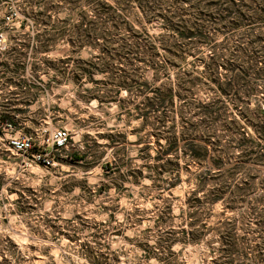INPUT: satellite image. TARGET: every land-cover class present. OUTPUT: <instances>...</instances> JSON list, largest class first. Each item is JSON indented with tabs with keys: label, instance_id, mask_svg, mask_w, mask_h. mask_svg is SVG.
I'll use <instances>...</instances> for the list:
<instances>
[{
	"label": "rangeland",
	"instance_id": "374dc122",
	"mask_svg": "<svg viewBox=\"0 0 264 264\" xmlns=\"http://www.w3.org/2000/svg\"><path fill=\"white\" fill-rule=\"evenodd\" d=\"M91 1L0 0V32L24 67L11 75L0 53V120L71 135L52 165L27 167L0 129V264H264V165L213 166L264 147V41L230 24L179 39L177 21H200L188 0ZM208 102L217 118L201 122ZM255 171L245 199L231 192Z\"/></svg>",
	"mask_w": 264,
	"mask_h": 264
},
{
	"label": "trees",
	"instance_id": "16d2710c",
	"mask_svg": "<svg viewBox=\"0 0 264 264\" xmlns=\"http://www.w3.org/2000/svg\"><path fill=\"white\" fill-rule=\"evenodd\" d=\"M69 1L71 4L74 5L80 0H69ZM86 1H89V0H86ZM188 1H190V4L188 7H185V9L189 13L194 14V18L196 19V21H198L199 19L200 21L197 26L189 25L187 28L183 27L184 24L179 25L180 23H182L183 19L180 21H177L175 25V29L176 30L179 29L178 36H177L179 39L181 40H186V39L192 40L193 38L197 39L200 33L202 32V30L205 29L207 25L218 26L219 24H221L225 26L226 24H230L231 27H235L239 25H251L249 26L251 28H249L248 30L249 31L248 33L251 36L249 43L251 44V46H254L255 48L258 45L260 46V44H262V42L264 41V30L263 32L259 31L258 34L252 33V29L255 26L254 24L258 23L257 26H260L259 27L260 30L263 29L264 27V0H257L258 4L255 6H253L252 2L256 0H246L245 2H243L242 0H238V1L237 0H188ZM90 2H93V1L90 0ZM151 2L152 1L149 2L147 0H139L140 5L146 10L152 11L154 10L155 7L158 8V5L160 3L159 0H154V2L157 4V6L155 7H152L153 4H149ZM117 3L121 7L124 6V3L121 2V0H118ZM102 4L111 10L118 9L117 7L114 8L115 6L110 5L108 3H102ZM116 10H113L112 14L111 12H109L111 15L110 14L107 15V17H109L107 21L114 20V18L119 17V15L116 14ZM175 12L176 11H174L173 15L175 14ZM202 16H204V18ZM191 19H193V17ZM115 23H117V21H115ZM93 34H94L93 32L88 31L86 33V36L91 37ZM254 47H250V48L254 49ZM37 48L46 50L48 47L47 45L43 44V45L38 46ZM245 49L247 50V48ZM6 50L7 51L5 53L11 59H8L7 62H2V65L6 68V70L9 73H11V75H17L24 68L23 64L21 63L19 64L18 61H16L13 58V56L19 52V49L9 47ZM260 69L261 71L264 72V66H261ZM222 90H225V88H223ZM246 92L247 93L249 92L248 89L246 90ZM213 105L214 104H211V102H208V103L203 104L200 107L201 108L200 113L202 114V117L200 120L201 122L205 120L211 121V122L216 120L217 116L213 119L212 117H214L213 115L218 113V108L214 107ZM255 112H256V117L259 119V123L257 124L260 130H264V105L261 107H257L255 109ZM224 122L226 123L225 124L226 127L230 128L233 125V123L236 122V120L229 119L228 121H224ZM192 146H196V149H193L194 151V153L192 154L193 157L204 158L208 153H210V148L207 147V145L204 143L196 142V143H193ZM262 148L264 147H261L260 150L247 148L244 151L245 154L243 156L245 157V160L242 164L236 163L234 166L224 167L223 164H220V160L218 158H214L213 166H216L217 168H219L217 173L218 175L223 176L226 171L229 174L234 173L233 171L236 170V168H238L240 165H244V163L249 162V161L260 164V165H264V150ZM261 150L262 152L258 153ZM253 154H255V156H253ZM85 156H86V153H83L82 155L78 157L84 158ZM206 171L207 173H210L211 169L208 168V170ZM260 175L261 174L256 171L254 173H251V175H249L247 179H244L243 182L239 181V183H236L233 186L231 192L236 195L242 196V198L245 199L246 195L250 193L248 188L255 186L256 184L255 181L257 177ZM260 181L262 185L264 186V178H262ZM218 189L222 192L224 191V189L221 187ZM222 192L216 196L220 198L222 195ZM230 199L231 200L234 199L232 195L230 196Z\"/></svg>",
	"mask_w": 264,
	"mask_h": 264
},
{
	"label": "built area",
	"instance_id": "2783aa9c",
	"mask_svg": "<svg viewBox=\"0 0 264 264\" xmlns=\"http://www.w3.org/2000/svg\"><path fill=\"white\" fill-rule=\"evenodd\" d=\"M6 37L0 32V53L8 49ZM11 85V84H10ZM0 129L9 132L6 136V149L16 157H22V161L30 167L32 164L50 166L54 163L53 151L67 148L71 135L65 127H54L43 129L41 135L11 132L14 126L11 122L0 120Z\"/></svg>",
	"mask_w": 264,
	"mask_h": 264
},
{
	"label": "crops",
	"instance_id": "0c3cea01",
	"mask_svg": "<svg viewBox=\"0 0 264 264\" xmlns=\"http://www.w3.org/2000/svg\"><path fill=\"white\" fill-rule=\"evenodd\" d=\"M11 85H13V84H11ZM20 85H25V84H20ZM28 85H30V84H28Z\"/></svg>",
	"mask_w": 264,
	"mask_h": 264
}]
</instances>
